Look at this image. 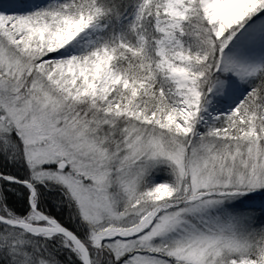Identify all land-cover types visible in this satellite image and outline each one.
Returning <instances> with one entry per match:
<instances>
[{"label": "snow or ice", "instance_id": "snow-or-ice-1", "mask_svg": "<svg viewBox=\"0 0 264 264\" xmlns=\"http://www.w3.org/2000/svg\"><path fill=\"white\" fill-rule=\"evenodd\" d=\"M0 264H264V0H0Z\"/></svg>", "mask_w": 264, "mask_h": 264}]
</instances>
